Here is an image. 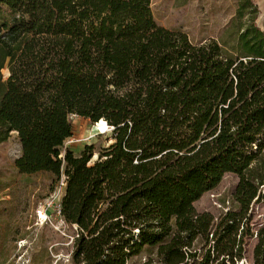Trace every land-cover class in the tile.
Instances as JSON below:
<instances>
[{"label":"trees","instance_id":"trees-1","mask_svg":"<svg viewBox=\"0 0 264 264\" xmlns=\"http://www.w3.org/2000/svg\"><path fill=\"white\" fill-rule=\"evenodd\" d=\"M150 1L0 0V144L16 133L19 174L65 177L73 264H236L264 202L259 12L236 0L231 43H194L159 26ZM72 117L112 127L113 142L75 155ZM226 174L237 210L198 212Z\"/></svg>","mask_w":264,"mask_h":264},{"label":"rangeland","instance_id":"rangeland-1","mask_svg":"<svg viewBox=\"0 0 264 264\" xmlns=\"http://www.w3.org/2000/svg\"><path fill=\"white\" fill-rule=\"evenodd\" d=\"M253 1L259 12L255 23L264 31V0ZM235 7L236 0L150 1L153 18L159 26L182 31L194 43L213 39L230 44L236 30L230 25ZM6 70H2L4 78ZM71 120L73 136L66 140L65 146L75 155L86 145H93V154L98 155L103 147L113 142L108 126L91 124L78 117ZM19 155L17 135L12 133L0 144V259L8 257L9 264H73L77 230L66 224L54 208L59 197V181L50 173L19 174L14 166ZM237 180L235 175L226 174L214 190L194 204L195 209L209 212L218 219L229 209L236 211L232 192ZM248 215L253 236L246 239L243 264H252L255 233L264 225V202L252 204ZM21 242L25 243L23 247ZM148 257V253H142L128 264H145Z\"/></svg>","mask_w":264,"mask_h":264},{"label":"built area","instance_id":"built-area-1","mask_svg":"<svg viewBox=\"0 0 264 264\" xmlns=\"http://www.w3.org/2000/svg\"><path fill=\"white\" fill-rule=\"evenodd\" d=\"M108 129L111 131L112 130V127H109ZM58 181H59V187H58L57 194L59 195V197L56 200V204H55L54 208L56 210L57 215L60 216V200H61V196L63 194L64 187H65V177L64 176H61V178ZM255 239H256V233H255ZM243 260H244V258L242 260L238 261L236 264H240V263L243 264Z\"/></svg>","mask_w":264,"mask_h":264},{"label":"crops","instance_id":"crops-1","mask_svg":"<svg viewBox=\"0 0 264 264\" xmlns=\"http://www.w3.org/2000/svg\"><path fill=\"white\" fill-rule=\"evenodd\" d=\"M196 203V202H195ZM194 203V204H195ZM10 259L7 257L5 260L0 259V264H8Z\"/></svg>","mask_w":264,"mask_h":264},{"label":"bare ground","instance_id":"bare-ground-1","mask_svg":"<svg viewBox=\"0 0 264 264\" xmlns=\"http://www.w3.org/2000/svg\"><path fill=\"white\" fill-rule=\"evenodd\" d=\"M42 218L44 219V217H43V216H42ZM24 244H25L24 242H21V243H20L21 247H23V246H24Z\"/></svg>","mask_w":264,"mask_h":264},{"label":"water","instance_id":"water-1","mask_svg":"<svg viewBox=\"0 0 264 264\" xmlns=\"http://www.w3.org/2000/svg\"><path fill=\"white\" fill-rule=\"evenodd\" d=\"M7 76H9V73H8V75Z\"/></svg>","mask_w":264,"mask_h":264}]
</instances>
